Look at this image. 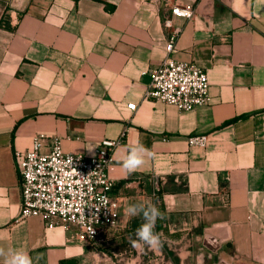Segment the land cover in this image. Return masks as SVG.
<instances>
[{
	"label": "crops",
	"instance_id": "0c3cea01",
	"mask_svg": "<svg viewBox=\"0 0 264 264\" xmlns=\"http://www.w3.org/2000/svg\"><path fill=\"white\" fill-rule=\"evenodd\" d=\"M178 4L196 15L172 18L182 32L171 57L209 82L208 104L191 112L144 95ZM1 20L0 248L21 249L33 264H116L106 247L144 223L125 209L151 203L162 207L156 232L173 264H264V0H31L23 12L0 0ZM122 133L108 169L117 219L98 241L19 220L15 151L45 134L91 157ZM193 136L204 145H189ZM137 145L151 155L128 174L122 161ZM209 229L224 241L216 254L202 245Z\"/></svg>",
	"mask_w": 264,
	"mask_h": 264
},
{
	"label": "built area",
	"instance_id": "2783aa9c",
	"mask_svg": "<svg viewBox=\"0 0 264 264\" xmlns=\"http://www.w3.org/2000/svg\"><path fill=\"white\" fill-rule=\"evenodd\" d=\"M196 15L192 5H174L164 21L168 30L163 60L148 74L150 83L145 97L175 107L180 112H191L209 102V82L203 69L193 62L177 61L171 53L182 32L172 18L192 20ZM135 110V105L130 106ZM118 139H103L94 155L66 153L57 136L36 134L32 148L27 152H14L19 175L21 203L19 220L40 218L52 229H75L81 243H92L115 226L118 202L111 198L114 182L108 176L115 149L122 143ZM49 140V151H41ZM189 145L203 146L204 136L188 139Z\"/></svg>",
	"mask_w": 264,
	"mask_h": 264
},
{
	"label": "clouds",
	"instance_id": "9594fccd",
	"mask_svg": "<svg viewBox=\"0 0 264 264\" xmlns=\"http://www.w3.org/2000/svg\"><path fill=\"white\" fill-rule=\"evenodd\" d=\"M150 156L151 152L143 145H137L127 150V154L122 161V167L128 174H132L142 167L145 163V156ZM129 217L142 216L144 223L136 230V240H132V246L137 247L143 244L152 249L163 247L161 234L155 231L156 222L163 218V214L154 204L138 203L130 204L125 209ZM0 258H3V264H33L32 258L21 249L0 248Z\"/></svg>",
	"mask_w": 264,
	"mask_h": 264
},
{
	"label": "rangeland",
	"instance_id": "374dc122",
	"mask_svg": "<svg viewBox=\"0 0 264 264\" xmlns=\"http://www.w3.org/2000/svg\"><path fill=\"white\" fill-rule=\"evenodd\" d=\"M136 239L135 233L127 234L116 246L106 247L108 257L116 264H173L171 254L166 253L167 247L163 240L162 248L152 249L143 244L133 247L131 241Z\"/></svg>",
	"mask_w": 264,
	"mask_h": 264
},
{
	"label": "water",
	"instance_id": "95a60500",
	"mask_svg": "<svg viewBox=\"0 0 264 264\" xmlns=\"http://www.w3.org/2000/svg\"><path fill=\"white\" fill-rule=\"evenodd\" d=\"M5 1L9 2V6L11 8L16 9L19 12H23L25 11L26 6L31 0H5ZM203 238H204L202 242L203 248L207 249L213 254H216V252L221 248V245L224 242L223 239L215 236L211 229L206 230ZM214 238L216 239L217 244L215 243ZM207 241L211 242L212 244L215 243L213 244L214 246H211L209 244L207 245Z\"/></svg>",
	"mask_w": 264,
	"mask_h": 264
},
{
	"label": "trees",
	"instance_id": "16d2710c",
	"mask_svg": "<svg viewBox=\"0 0 264 264\" xmlns=\"http://www.w3.org/2000/svg\"><path fill=\"white\" fill-rule=\"evenodd\" d=\"M98 1H101V0H98ZM3 23H4V20H1V21H0V26H1ZM157 208H158L159 210H162V207H160V206H158ZM160 212L162 213V211H160ZM162 214H163V213H162ZM163 220H164V215H163V218H162V219H158V220H157V222H156V226H155L156 231H159V230L161 229ZM66 262H67V261H63V262H61L60 264H66Z\"/></svg>",
	"mask_w": 264,
	"mask_h": 264
}]
</instances>
